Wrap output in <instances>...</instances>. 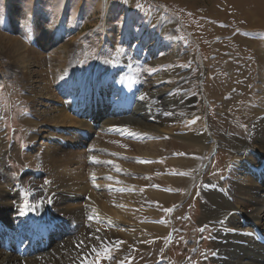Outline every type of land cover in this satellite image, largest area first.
Instances as JSON below:
<instances>
[{
    "label": "rangeland",
    "instance_id": "374dc122",
    "mask_svg": "<svg viewBox=\"0 0 264 264\" xmlns=\"http://www.w3.org/2000/svg\"><path fill=\"white\" fill-rule=\"evenodd\" d=\"M243 3L244 5L236 6L232 0H0V33L23 40L28 33L30 39H35L36 36L48 37L53 42L52 44L48 40L52 45L46 53L35 50L45 57L44 68L36 63L29 65L27 62L17 61V64L7 58L4 50H0V135H5L9 143V166L18 178L23 174L35 175L32 168L37 173L43 171L40 168L43 166V154L52 144L50 141H40L38 134L43 129L38 128L39 133L34 134V137H38L34 139L31 129L23 125L22 119L37 112L42 114V120H48L51 100H59L58 95L54 94L53 86L64 77V72L60 76L52 75L58 74L60 70L51 69L49 60L60 57L58 52H54L53 56L51 53L61 47H66L64 50L67 54L72 52L74 63L70 60L69 65L73 67L72 65L78 64V70L86 73L91 66L113 63L119 68L115 77L117 83L122 81L124 73L131 67L136 72L134 79L141 82L142 89L150 88L148 90L151 92L140 94L137 99L121 98L118 100L119 106L131 108L137 115L148 110V123L154 122V118L149 117L152 111L160 115L159 107H164L167 114L180 115V121L173 127L174 130L166 123L163 131L165 138H176L179 142V135L188 134V131L184 132L186 128L179 129L180 125L199 116L202 118V134H206L210 144L206 143L212 145L202 158L199 155L203 153L200 147L177 143L175 153L180 154L177 159L197 154L199 160L206 161V166L199 173L190 167L183 171L168 165L167 159L175 157L165 154L166 164H158L160 168H164L163 172L151 170L152 176H157L158 181L149 180L148 184L138 182L143 191L139 192L141 197L136 198L137 205L135 208L127 207L130 214L117 217L118 220L122 218L127 225L166 224L165 230L158 232L151 229L146 243L123 237L122 240H116L113 244L90 253V260H81L78 264H215L217 259L227 255H220V251L214 246L215 228L211 225L204 227V223L202 224L205 217L203 189L206 183H211L219 193L235 200L231 184L236 179L229 176L237 167L236 158L239 153L230 145L226 136L237 134L249 137L251 108H255L253 106L262 99L261 93L257 92L261 81L255 49L264 50V0H243ZM138 4L141 7H137ZM14 24L16 28L13 27ZM255 42H260L259 48ZM137 48L138 53L142 54L140 62H127L126 58L130 59ZM8 64L10 68H5ZM15 72L17 77L13 75ZM27 72L33 73L32 79L25 77ZM43 73L44 77H41ZM66 79L61 92L68 95L72 92L69 88L72 87L73 78L68 73ZM6 81L12 82V85H6ZM111 88L114 91L115 87ZM185 95L188 96L186 99L192 98L190 100L193 102L190 118L184 117L187 109H182L179 103ZM141 96H146L147 99L142 100ZM137 115H130L120 124L121 127L135 129L137 135L134 138L139 134L144 142L157 141L151 136L158 132L141 128L136 120ZM210 126L211 131L208 129ZM93 129L100 132L98 124H93L90 135ZM109 132L116 133L115 129ZM147 132L149 138L144 136ZM73 148L74 145H70L66 150ZM154 159L156 157L151 156L148 164H157ZM94 161L103 170V174L100 173L98 177L91 174L95 171L83 172L76 165L72 166L67 162L59 165L64 171L61 176L68 183L84 185V182L85 185L87 183L86 186L97 188L107 194L109 203L118 201L120 198L116 197L123 193L122 190H127L122 189L126 185L122 179L130 177L126 176L128 161H105L104 157ZM137 163L145 164L140 161ZM29 167H32L31 170ZM45 167L47 176L42 178L43 181H53L52 176L58 178L53 174L50 176V163H46ZM243 168L237 170V177L245 174ZM177 175L191 180V187L186 189L177 203L167 202L161 206L153 194L145 191L150 188L154 191H166L167 187H172L169 178ZM28 182L26 181V185ZM136 184L137 182H133L131 186L136 187ZM150 184L154 185L149 187ZM223 184L224 187L228 185L224 188ZM112 191H118V194L115 196ZM111 195L115 196V200ZM153 216L159 218L152 220ZM69 225L77 229L76 224ZM57 236H52L54 245L50 249L51 253L59 248L69 247L66 241L69 237L58 239ZM107 247L116 248L111 253L106 252Z\"/></svg>",
    "mask_w": 264,
    "mask_h": 264
},
{
    "label": "bare ground",
    "instance_id": "6f19581e",
    "mask_svg": "<svg viewBox=\"0 0 264 264\" xmlns=\"http://www.w3.org/2000/svg\"><path fill=\"white\" fill-rule=\"evenodd\" d=\"M232 1L236 6L244 5V3L242 4L243 0ZM133 22L136 21L133 20ZM13 27L16 28V24ZM48 40V37L40 38L39 36L30 39L28 33L25 34L24 40L0 33V50H4V53L8 55L7 58L17 64L18 62H27L29 65L36 63L44 68L45 57L40 53H46V50L53 44L51 40L49 41L52 44ZM67 44L69 45V43ZM255 44L257 48L261 45L260 42H255ZM64 49L61 47L60 50L53 51L51 56L54 52H58L60 57L49 60L51 69L58 68L60 70L58 74L52 75L60 76L64 72V77L53 86L55 89V93H53L58 95L59 100L54 102L51 100L52 106L50 105L51 108H49L48 120L44 118L42 120V114L37 112H33V115L30 116L26 115L22 119L23 125L31 129L33 137L35 133H39V129H43L38 134L40 141L52 142L45 153L42 152L44 160L42 158L43 166L40 168L43 171L37 173L36 170L29 167L30 170L32 168L31 171L35 175L23 174L18 178L9 166L10 160L7 157L11 149L9 143L5 135H0V241L2 242L0 264H78L81 260H90L88 257L91 255L90 253L109 246L116 240H122L123 237L134 242L140 240L141 243H146V237H149L148 232L151 229L162 232L165 230L166 224L131 223L132 225H127L122 218V221L118 220L119 215L123 216V214L129 213L127 207L135 208L137 205L136 198L141 197L142 194L139 192L143 191L138 182L144 181L148 184L149 180H157L158 177L152 176L151 170L163 172L164 168H160L158 164H166L165 154L175 157L167 159L168 165L178 167L177 169L183 171L190 167L199 173L206 166V161H201L198 157L201 155L203 158L212 146L207 142L206 134L205 136L202 134V118L199 116L190 118V107L193 104L190 99L192 98L186 99L188 96L185 95L179 102L182 109H187L184 117L190 118V121L181 124L179 129L186 128L184 132L188 131V134L179 135L180 142L172 137L167 139L163 133L166 123L170 125L171 130H174L173 127L180 121V115L167 114L164 107H159L160 115L152 111L149 117L154 118V122L148 123V110L141 111L142 113L137 115L131 111V108L119 106L118 100L121 98L133 97L137 99L138 95H146L150 91L148 90L150 88L142 89L141 82L134 79L136 72H133L131 67L128 71L131 74L125 72L122 81L117 83L115 77L118 75L119 68H116L113 63L106 62L101 66H91L89 72L86 73L84 70H78V64L72 65L73 67L69 65L73 55L71 56L72 52L67 54ZM255 52L261 81L257 92L261 93L262 99L253 106L255 108H251L249 137L237 134L226 136L230 145L239 153L236 158L237 167L229 176V178L236 179L233 185L231 184V192L234 194L235 200L232 201L228 195L219 193L211 183H206L203 189L205 217L202 219V224L204 223V227L211 225L215 228L214 246L220 251V255L227 254L223 258L217 259L215 264H264V244L261 241L264 239V50L255 49ZM132 54L130 59L126 58L127 62L129 60L133 64L140 62L142 54L138 53V48ZM69 66L70 69H68ZM5 68H10V64ZM70 70L72 74L69 72ZM68 73L73 78L72 83L70 82L72 87L69 88L72 92L66 95L61 90L66 85ZM32 74L27 72L25 77L28 76L32 79ZM13 75L16 76L17 73L15 72ZM41 77H44V73ZM5 84L11 86L12 82L6 81ZM113 86L115 87L114 91L111 90ZM130 115H137L136 120L141 128L156 130L158 134H153L151 137L157 141L144 142L139 134L137 138H134L137 135L135 129L121 127L120 124ZM93 124H98L100 132L93 129L90 135L89 132ZM111 129H115L117 134L109 132ZM208 129L211 131L212 127L210 126ZM78 131L85 132L81 135ZM38 136H35L34 139ZM144 136L149 138V132L144 133ZM32 141L31 139V145ZM177 143L200 147L203 153L177 159L180 155L175 153L177 152V148H175L178 146ZM70 145H74V151L73 149L66 150ZM26 147L28 148V146ZM174 154L177 155L174 156ZM151 156L156 157L154 163L157 164H148ZM99 157H104L105 161L111 160L112 162L125 159L129 163L126 176L131 178L122 179L126 184L122 189L127 190L121 189L123 193L116 197L120 198L118 201L115 200V194H118V191H112L115 196L111 195V197L115 201L109 203L107 194L97 188L86 186L87 183L85 185L84 182V185L71 184L61 176L64 171L59 165L60 163L64 165L67 162L72 166L76 165L81 171H95L91 174L98 177L100 173L103 174V170L98 168L100 164H96L94 161ZM138 161L145 162V164L140 165L137 163ZM46 163H50L48 170L50 176L56 175L57 179L52 176L53 181L52 179L51 181L42 180L47 176V172L44 170V168L47 170ZM107 166L108 163L105 168ZM239 168L245 170V174H242L241 177H237ZM97 169L100 171L98 172ZM73 177L75 178V176ZM76 178L75 180H77ZM169 179L172 181V187H167L166 191L156 189L154 191L151 188L145 190L147 194H153L154 199L158 200V204L161 206L167 202L177 203L186 189L191 187V180L182 175ZM26 181H29L27 185ZM133 182H137L136 187L131 186ZM153 185L150 184L149 187ZM113 204L115 205L111 207ZM158 216L151 218L156 220L160 217ZM60 220L63 221L61 225L59 224ZM163 221H166L165 217ZM70 223L71 225L76 224L77 229L70 226ZM42 229L50 233L52 230L59 231L57 232L58 236L51 233L50 245L47 249L41 247L40 233ZM52 236H57L58 239L69 237L66 239L69 247L59 248L55 253H51L50 249L54 245ZM5 237H11V242L14 243L16 249L20 243L23 246L22 252L27 250V257L19 256L16 252L5 253L3 248ZM57 240L56 242H58ZM31 242L34 244L37 242L36 248L29 249ZM115 248L109 247L106 252L112 253ZM32 252L31 257L29 255Z\"/></svg>",
    "mask_w": 264,
    "mask_h": 264
},
{
    "label": "snow or ice",
    "instance_id": "6c2138e0",
    "mask_svg": "<svg viewBox=\"0 0 264 264\" xmlns=\"http://www.w3.org/2000/svg\"><path fill=\"white\" fill-rule=\"evenodd\" d=\"M137 7H141V5L138 4ZM140 98H141L142 100H143V99H147L146 96H141ZM201 230L203 231V229H201Z\"/></svg>",
    "mask_w": 264,
    "mask_h": 264
}]
</instances>
